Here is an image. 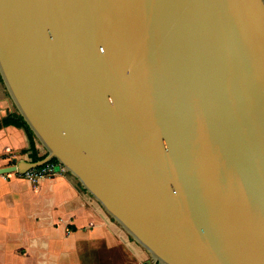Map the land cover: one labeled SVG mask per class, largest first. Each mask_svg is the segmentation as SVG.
<instances>
[{
	"label": "water",
	"instance_id": "obj_1",
	"mask_svg": "<svg viewBox=\"0 0 264 264\" xmlns=\"http://www.w3.org/2000/svg\"><path fill=\"white\" fill-rule=\"evenodd\" d=\"M0 77L45 156L155 264H264V0H0Z\"/></svg>",
	"mask_w": 264,
	"mask_h": 264
},
{
	"label": "crops",
	"instance_id": "obj_2",
	"mask_svg": "<svg viewBox=\"0 0 264 264\" xmlns=\"http://www.w3.org/2000/svg\"><path fill=\"white\" fill-rule=\"evenodd\" d=\"M15 111L0 77V120ZM27 148L23 129L0 128V167L30 160L29 151L21 152ZM150 261L148 253L69 173L36 184L17 172L0 175V264Z\"/></svg>",
	"mask_w": 264,
	"mask_h": 264
},
{
	"label": "trees",
	"instance_id": "obj_3",
	"mask_svg": "<svg viewBox=\"0 0 264 264\" xmlns=\"http://www.w3.org/2000/svg\"><path fill=\"white\" fill-rule=\"evenodd\" d=\"M8 125H12V126H15L17 128H21L25 132L26 137L28 139V148L22 150L21 152L26 153L27 151H29L28 156H29V159L31 162H36L45 156L46 152H44L41 155L38 153V149L36 147L37 142H36L34 134L29 129L28 125L23 120V118L16 111L13 113H8L6 116H4L0 120V128L8 126ZM51 161L57 162L54 159H52Z\"/></svg>",
	"mask_w": 264,
	"mask_h": 264
},
{
	"label": "built area",
	"instance_id": "obj_4",
	"mask_svg": "<svg viewBox=\"0 0 264 264\" xmlns=\"http://www.w3.org/2000/svg\"><path fill=\"white\" fill-rule=\"evenodd\" d=\"M19 174V173H18ZM67 170L58 162H46L43 165L35 168H30L19 175L26 181L36 184L40 179L47 177H54L57 175H66ZM69 230V229H68ZM146 264H155L152 261Z\"/></svg>",
	"mask_w": 264,
	"mask_h": 264
},
{
	"label": "rangeland",
	"instance_id": "obj_5",
	"mask_svg": "<svg viewBox=\"0 0 264 264\" xmlns=\"http://www.w3.org/2000/svg\"><path fill=\"white\" fill-rule=\"evenodd\" d=\"M36 142H37V140H36ZM36 146H37L40 154H43L45 152V150L40 146V144L38 142L36 143Z\"/></svg>",
	"mask_w": 264,
	"mask_h": 264
}]
</instances>
